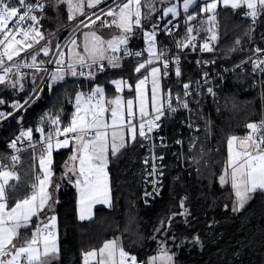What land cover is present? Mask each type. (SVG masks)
<instances>
[{"label": "trees", "instance_id": "1", "mask_svg": "<svg viewBox=\"0 0 264 264\" xmlns=\"http://www.w3.org/2000/svg\"><path fill=\"white\" fill-rule=\"evenodd\" d=\"M201 6L202 2H198L187 13L181 12L173 19L179 26L180 37L185 38L184 43L189 36L187 27L199 29L202 35L212 27L207 21L212 14L201 13ZM246 11L223 6L216 11L214 28L218 38L212 42L216 51L208 54L216 63L237 62L250 54L241 49L264 46V14L258 17V25L255 26L244 14ZM187 15H195V19L187 21ZM168 21L165 19L160 23L164 26ZM162 26L157 32L160 45L172 42V37L165 35ZM136 39L137 36L133 42ZM241 44L243 48H240ZM141 45L139 43L137 47ZM24 58L32 61L29 52ZM139 61L127 60L116 68L107 66L95 78L68 76L55 84H51L49 74L38 94L27 105L0 123V155L12 152L8 142L21 128H31L34 135H40L42 133L36 129L42 127L47 135L57 126L61 130L67 126L77 92H86L98 83L104 86L106 95L111 98L116 93L110 85L112 79L123 77L134 83L142 75V72H135ZM245 63L244 70L233 74L225 87L219 89L221 103L213 121L214 151L196 170H183L171 158L162 199L149 204L141 200L144 146L140 137L110 158L111 202L110 205L98 206L93 218L79 219L77 189L73 180H65L59 188L55 187L53 213L56 216L58 252L51 264H85L84 254L99 249L110 239L117 240L124 251L143 262H147L165 244L173 253V264H264V192H256L243 209L234 212L235 195L231 183L219 184L228 164L229 138L246 134L249 131L247 125L258 122L261 117L259 91L251 88L257 74L250 61ZM197 69L195 55L185 54L181 81L199 77L205 70ZM34 73H38L36 68H28L23 74L16 75L18 84L15 89L0 85V99L5 101L0 104V112L14 113L17 110L12 108L13 102L24 104L28 101L37 88ZM176 81L169 73L164 79V87ZM228 96L236 101L230 102L234 100ZM57 116L59 125H52L51 120ZM41 117L46 118L42 121ZM167 123L175 127L180 122L173 119ZM204 145L208 147V143H201ZM70 151L71 148H64L54 152L55 173L62 172ZM17 168L20 180L14 189L9 190L10 204L29 194L35 180L34 168H39L38 154L35 157L31 150L23 152ZM36 224L34 218L27 229L20 230V234L31 237ZM196 237H199V243L195 241Z\"/></svg>", "mask_w": 264, "mask_h": 264}, {"label": "snow or ice", "instance_id": "2", "mask_svg": "<svg viewBox=\"0 0 264 264\" xmlns=\"http://www.w3.org/2000/svg\"><path fill=\"white\" fill-rule=\"evenodd\" d=\"M19 5L25 10L20 13V9L16 6H10L11 0H0V45L3 46V51H0V67L3 68V75H0V84H7L12 88H16L18 81L7 80L8 74L12 72V67H3L4 58L12 61L14 57H19L21 52L31 49L34 44H39L43 40L44 34L40 31L37 25L39 18L33 14L36 9L43 11L44 4L39 0L36 4L26 3V0H18ZM102 0H54L56 5L67 3L68 5V19L72 20L79 14H84L85 6L93 8L99 5ZM163 2V0H161ZM197 4V0H183V9L187 13L189 8ZM218 4H222L225 8L231 9H247L244 13L246 16L255 21L259 16L264 14V0H205L202 7L199 8L201 13H212L207 17V21L212 24V27L206 29L211 33V36L201 46L202 51H212L210 41L217 40V33L214 31L216 23V9ZM142 7L148 8V13H142ZM116 9H109L105 14L112 16L111 24L107 22L103 26H115L120 29L121 34L113 36L112 39L104 41L95 32H92L91 41H89V34L85 33L84 52L87 54L81 55L80 53H73L76 57L74 62H69L67 70L60 67L64 64V53H60V58L56 60L58 65L55 72L50 76L51 84L62 81L66 74L73 77L88 76L93 77L95 72L89 71L85 73L83 70L77 71L75 65L79 64L81 68L87 64L89 68L98 64L99 61L108 59L112 67L118 66V57H106L105 53L111 50L113 53L120 51L121 46H125V55H133L127 49L130 35L133 33L134 26L142 27V19H148L151 13L156 11L153 0H127L126 3L117 6ZM172 15L173 18L179 15L176 5L166 7L163 9V15ZM100 17L96 16V20ZM195 19V15H187V21ZM96 20H91L90 24H95ZM14 22L13 28H9V22ZM25 21H32L27 29L22 27ZM83 24L84 22L81 21ZM173 21L169 20L164 26V31L170 33L171 29L168 27ZM90 24H85L89 27ZM187 33L193 32L192 27H187ZM156 34L157 26L153 25L151 31L144 32V38L148 42L147 52L149 59L144 63L139 64L135 68V72H141L145 69L146 65H151L153 59L161 60L164 56L163 52H158L156 49ZM17 36L22 39H17ZM195 40L194 36H189L188 41L183 45L177 44L178 47H189L192 41ZM239 43V41H237ZM72 45H76V40L71 41ZM105 44L107 47H105ZM39 51L44 55H48L50 49L47 47L41 48ZM257 52H264L262 49H256ZM38 54V53H37ZM143 53H134L136 56H141ZM44 63L43 61L40 62ZM165 72L167 75L168 60H163ZM175 74L181 75L179 67V59H176ZM264 65V60L258 61L256 67ZM31 68H36L39 71V65L36 62V55L32 56V63L23 65ZM19 72L22 65H14ZM104 65H99V70H103ZM264 71V68H260ZM151 113L149 112V99L146 93V84L149 77L145 76L143 79L137 81L135 85L136 99L138 101V111L140 122L137 126L133 123V117L136 113L133 110L134 101L128 99L126 102L121 96H116L114 99H105V90L102 86L97 85L87 95L83 92H77L75 96V112L73 113L70 123L62 130L56 127L54 131H49L46 136V143L43 146L42 153L39 157L40 173L36 176V181L31 185V194L19 200L9 209L8 196L9 190L14 189L15 185L10 184L12 180H19L14 168L9 169L6 165H0V264H51L52 259L58 252L56 228V216L48 217L46 210H51L52 204L55 203L53 194L49 191L52 186V152L55 148H64L69 144L68 134H74L71 139L77 144L76 154L71 159L79 161V168H71L69 171L76 173L77 179L75 185L79 190V206H80V219L84 220L91 217V209L93 204L105 203L110 205V188L108 183L107 167L109 163L108 153L111 150V155L116 156L122 149L127 147L129 142H135L137 137L145 140L149 139V133L160 127L159 121L165 116L164 100L167 101V111L175 112L176 108L172 106L171 90L164 92L162 95L161 89V70L158 67L151 68ZM35 79V77H34ZM116 91H123L124 87L131 88L126 81L114 80ZM49 84V87H51ZM19 87L22 89L23 85ZM184 89L189 88L185 84ZM211 93L212 89H208ZM34 92L38 90L34 89ZM185 96L190 95L189 92H184ZM179 99V97H177ZM5 101L0 99V104ZM29 101L21 104L19 101L13 102L11 105L14 110H22ZM111 106L110 108L108 106ZM181 106L188 107L186 101H181ZM111 113V123L105 120V113ZM13 115L12 112H0V120L7 119L8 116ZM46 117H41L43 121ZM147 118V119H146ZM52 125H59V116L51 120ZM251 129V145L246 150H234L233 144L237 139L231 137L228 140L229 146V160L228 167L225 168V175L220 177L222 184L228 183L230 180L231 186L234 190L235 201L233 211L238 212L244 208L245 204L252 198V196L260 191L264 192V136L257 137L256 133L264 129V121L259 125L250 123L247 125ZM130 136V141H126V131ZM32 129L23 130L20 137L13 140L9 147L20 151L16 148L17 140L21 137L31 140ZM36 131L43 133L42 127L37 128ZM65 136L64 140L56 139L53 145V137ZM179 143V141H178ZM19 156H11L13 165L19 162ZM162 159V157H161ZM148 161L146 160L145 163ZM231 169L230 173L228 169ZM155 171V169H154ZM151 174V173H150ZM54 187H58L55 185ZM147 195H151L148 193ZM227 207V205H226ZM45 215V220L36 225L35 231L31 238H25L23 242L17 246L16 241L19 239V232L21 229H27L32 223L34 217ZM159 231V229H157ZM199 243V237L194 238ZM42 246V251H41ZM118 252V261L116 259ZM96 251H91L84 254L85 264H88L89 258L97 257ZM173 264V256L166 250H161L158 256H153L147 262L137 260L136 256L124 251L123 248H117L116 241H108L103 247L99 249V260L97 264Z\"/></svg>", "mask_w": 264, "mask_h": 264}, {"label": "built area", "instance_id": "3", "mask_svg": "<svg viewBox=\"0 0 264 264\" xmlns=\"http://www.w3.org/2000/svg\"><path fill=\"white\" fill-rule=\"evenodd\" d=\"M38 0H26V3L36 4ZM40 3L44 4L45 9V0H39ZM10 6H16L20 9L22 14L25 10L19 5L18 0H11ZM43 11L36 9L33 14L37 15L39 18V24L41 23L43 16ZM248 17V16H247ZM252 24L255 26L258 25V18L253 21L252 18L248 17ZM173 23L169 24L168 27L171 29V32H165V35L172 37V42H166L161 44L158 47V52H163L164 56L159 60L164 68L163 60H168L169 64L167 67L168 73H170L173 78L177 79L174 84H168L165 92L171 90V102L172 106L176 108L175 112L167 111V101H164L165 105V116L159 121L160 127L155 129L152 133H149V139L145 140L142 138V144L144 146V153L142 157V166L144 170V179L141 192V200L144 204H149L153 200L162 199L164 196L165 189V179L167 175V169L169 160L172 158L177 163V165L183 170H196L199 166L198 158L195 153L205 152V148L201 146V143H208L207 152L210 155L214 149L215 145L213 144V121L214 114L218 110V107L221 103L219 96V89L227 83L228 79L235 73L244 70V65L246 61H250L253 66L257 76L252 83L251 88L259 91L260 96V106H261V117L258 122L255 124L259 125L261 121H264V71H261L260 68H264V65L256 67L258 61L264 60V52H257L256 49L264 50V46H254L252 48L243 49L250 52L249 55L243 59L233 62L230 64L226 63H216L215 60L209 58L208 54L214 53L216 50L212 47V51H202L201 46L205 41L209 39L211 33L207 31L205 35H202V32L199 29H193V32L189 36H194L195 40L192 41V45L189 47H178L177 44L183 45L185 38L180 37L179 35V26L174 20ZM33 22L25 21L22 25L25 29L29 27ZM168 23V22H167ZM166 23V24H167ZM38 24V25H39ZM165 24V25H166ZM37 25V27H38ZM164 25V26H165ZM14 22L10 21L8 24L9 28H13ZM163 26V29H164ZM188 36V38H189ZM0 39H3V36L0 35ZM17 39H22V37L17 36ZM187 40V39H186ZM212 42L211 46H212ZM63 45V44H62ZM62 46L59 47L61 49ZM31 49H27L24 52H21L19 57H14L12 61H8L7 58H4L3 67H12V72L8 74L7 80L15 77L16 75H21L27 71V66L32 63L24 58V55L28 53ZM125 49L118 52L112 53V56L118 57V60L127 61V60H142L149 56L148 52L142 48H129L128 51L133 53V55H125ZM0 51H3V46L0 45ZM143 53L141 56H136L134 53ZM59 50L56 51V56L50 61V63L41 66L39 63V68H44L43 76L49 75V72L54 67V63L57 58ZM185 54L195 55V64L197 67L205 69L204 72L199 76L190 81L183 82L181 78L183 77V56ZM179 59V67L181 70V75L177 76L175 74V68L177 66L176 59ZM107 59L99 61L98 64H105ZM22 65L19 69V72L14 67V65ZM86 65V64H85ZM165 69V68H164ZM0 75H3V68L0 67ZM143 76H148V84H151V78L148 72H144ZM48 77V76H47ZM41 79V81H42ZM47 79V78H46ZM46 81V80H45ZM188 84L189 88L184 89V85ZM2 85V84H0ZM91 87L86 91V95L94 88ZM212 89L210 93L208 89ZM187 91L190 95L185 96L184 92ZM39 92V91H38ZM37 95V94H36ZM35 95V96H36ZM179 97V99L177 98ZM181 101H186L188 104L187 108L181 106ZM151 113V112H150ZM73 115V113H72ZM71 115V117H72ZM147 119V118H146ZM173 119H178L180 123H177L175 127H171L167 122ZM136 122H140V119ZM174 129H176L174 133ZM25 128L19 129L15 134L11 136L8 144L17 137H20V133ZM203 133V134H202ZM74 134L69 133L68 136ZM257 137L264 136V129H261L256 133ZM64 137L61 135L59 137H53V140ZM46 137L44 133L40 135L32 134L31 140L21 137L17 140L16 149L12 148V152L8 155H0V165H6L8 167H17L19 166L20 160L18 163L13 165L11 161V156L17 155L20 156L21 153L31 149L34 153L38 150L43 149V146L46 143ZM179 141V143H178ZM251 140H249V145H251ZM37 154V153H36ZM162 157V159H161ZM148 161L145 163V161ZM12 163L11 164H9ZM155 169V171H154ZM151 173V174H150ZM36 181L32 182V184ZM31 184V185H32ZM151 193V195H147ZM31 194V188L28 196ZM138 262L141 261L137 259ZM96 263V262H95Z\"/></svg>", "mask_w": 264, "mask_h": 264}, {"label": "crops", "instance_id": "4", "mask_svg": "<svg viewBox=\"0 0 264 264\" xmlns=\"http://www.w3.org/2000/svg\"><path fill=\"white\" fill-rule=\"evenodd\" d=\"M126 2H127V0H102V2L99 5H97L96 7L88 8L87 6H85L84 14H79V15H77L75 17V19L69 20L68 19L69 11H68L67 3L56 5L54 3V0H45L44 16H43V19H42L41 23L38 25L40 31L44 34L45 38L43 40H40L39 44H37V45L34 44L33 46L36 45L37 47H40L41 45H44V44L50 42V45H48V48L50 49V52L52 53L55 50V48H56V46L58 44L59 45L64 44L63 50H65V49H68V46H69V44L71 43V41L73 39L76 40V38H78L80 40V41L78 40V42H79V50L81 52V51L84 50V43H85V40H84V37H83V32H82V30L84 28H86L84 25L85 24H90L91 20H96V16H99L100 19L96 20L95 24H90V26H89V28L91 30L90 34L92 32H95L104 41L110 40V39L113 38V36L120 35L121 32H120V29L116 28L114 25L110 26V27L103 26L105 22H107L108 24H111V21L113 20L112 16H107L105 14L108 12L109 9H116L118 11L117 6L118 5H122L123 3H126ZM198 2H202V6H203L204 3H205V0H197V3ZM209 2H210V0H209ZM153 5H154L156 11L151 13L150 18H148L146 20L142 19V27H135L134 26L133 33L130 35V39H129L128 45L126 46L127 49H129V48H142V49H145L147 51L148 42L144 38V32L145 31H151L153 25L157 26V32H158V29L162 26L161 23H160L161 20H165V19L166 20H168V19L169 20L170 19L173 20V19H176L180 15L181 12H184L183 0H163V2H161V0H153ZM172 5H176L179 15L176 16L175 18H173L171 14H169L168 16H164L163 15V9L166 8V7H171ZM193 6H195V5H193ZM193 6H191L189 8V10L191 8H193ZM221 6H223V5L222 4H218V7H217L216 11ZM141 11H142V13L147 14L149 10H148L147 7H142ZM209 14H212V13H209ZM81 21H83L84 23L82 24ZM108 21H110V22H108ZM136 36H137V39H136L135 42H133V40H134V38ZM139 43L142 44L141 47H137V44H139ZM159 46H160V44H159V40H158V37H157V34H156V49L157 50H158ZM105 47H107V45ZM123 49H125V46L122 45L120 50H123ZM31 50H32V48H31ZM31 50L29 51L30 55H31ZM112 53L113 52L111 50H108L105 53V56L106 57H111ZM35 55H36V60L37 59L38 60H42L43 57H46V55L42 57V54H38V56H40V57H38L37 54H35ZM149 58L150 57L148 56L147 58H144V59L140 60L138 62V65L141 64V63H144ZM66 61H67V63H64L63 65L60 66V67H64L65 70H67V65L69 63L68 59ZM71 62H74V61H71ZM123 62L124 61L118 60L117 61L118 66L117 67L121 66L123 64ZM107 66L112 67L109 64L108 59L106 60L103 68H105ZM75 67H76L78 72L81 71V70H83L85 73H87L89 71L95 72V75L93 77H89V78H95L97 76V74L101 71V70H99V64L93 65L91 68H89L87 66V64L83 68H81V66L79 64H76ZM152 67H158L161 70L160 80H161L162 90H163V93H164L165 89H166L164 87V79H165L166 76H168L169 73L166 70L167 71V75H164L165 69L162 67L161 62L159 60H155V59H153L151 65H146L145 69H141L142 75L137 77V79L135 80L134 83H131V81L128 78H123V77L112 79L110 81V85L115 89V91H116V86L113 83H111L114 80L126 81L128 85L132 86L131 88L124 87L123 91H121V92H117L116 91L115 95L113 97H111V98H108V96L106 95V92H105L106 101L114 99L118 95L121 96L125 102L128 99H132L134 101L133 110L136 113V115L133 117V123L136 124L137 126L139 125V122H136V121H138L140 119V116H139L137 99H136V93H135V85H136L138 80L144 78V76H143L144 72H148V73L151 72V68ZM113 68H116V67H113ZM68 76H70V75L69 74L65 75V77H68ZM149 76L151 78L150 73H149ZM77 77H81V76L78 75ZM86 77H88V76H86ZM97 85H98V83H95L93 86L96 87ZM100 86H102L104 88L103 85H100ZM146 86L149 89L151 88V84L147 83ZM104 90H105V88H104ZM84 93L86 94L85 91H84ZM150 97H151V91H149V106H148L149 112H151ZM108 107L110 108L111 106L109 105ZM74 112H75V101L73 102V113ZM105 120L109 124L111 123V113H110V111L105 113ZM125 131H126L125 139H126V141H130V136L127 134V129H125ZM68 137H69V144H68L67 147H64V148H71V151L69 153L68 158L66 159V161L62 165L63 166V170H62V172L60 174L55 173V170H54V152L57 151V150H60V149H64V148L57 149L54 146V149H53V152H52V165H51V168H52V172L53 171L54 172H53V176H52V186L49 187V191L53 194V199H54V189H55L54 186L55 185H58V188H59L65 180H69V181L73 180V182H75V180L77 179L76 173L69 171V169H71L73 167H75L77 169L79 168V161L78 160L73 161L71 159V157L74 154H76L77 144L75 143V141H73L71 139L70 136H68ZM231 137H236L237 138L238 135H233ZM58 139L59 140H64L65 137L58 138ZM55 141H56V139L53 140V145H55ZM130 143H132V142H129L128 144H130ZM249 147H250L249 141L247 142L245 147L244 146L242 147V144L237 139L234 141V144H233L234 150H237V151L246 150ZM41 154H43V153H41ZM20 156H19V158H20ZM36 156H37V154H35V157ZM113 157H115V156L111 155V150L109 149L108 159L110 160V158H113ZM228 160H229V146H228ZM38 166H39V160H38ZM17 167H15L14 170H15L17 176H19V180H20V172H19ZM226 167H228V164H227ZM8 168L12 169L10 167H8ZM38 170H39V173H40V168H38ZM107 172H108V183H109V188H110V202H111V179H110V173H109L108 167H107ZM224 173H225V171H224ZM18 181L17 180H12V181H10V184H14L15 185ZM229 182H230V180H229ZM76 189H77V214H78V217H80L79 190H78L77 187H76ZM27 196H28V194H27ZM27 196H25L24 198H26ZM24 198L18 199L17 201L23 200ZM16 202H14L13 204H10L9 203V198H8L7 203H8L9 209L12 206H14ZM53 205L54 204H52L51 210H46V215L48 217H50L52 215H55L53 213L54 212L53 211ZM106 205H109V204H105V203L93 204L92 209H91V217L90 218H86L84 220H88V219L93 218L94 217V211H95V209L98 206H106ZM34 218L36 219L37 224H39L41 221L45 220V215H40V216L34 217ZM34 231H35V229H34ZM25 238H29L30 239L31 237H28V236H26L24 234L22 235L19 232V239L16 241L17 245L19 246L23 242V240ZM116 245H117V243H116ZM57 247H58V238H57ZM41 251H42V246H41ZM98 260H99V257H95L93 259L94 263L96 262V264H97Z\"/></svg>", "mask_w": 264, "mask_h": 264}, {"label": "rangeland", "instance_id": "5", "mask_svg": "<svg viewBox=\"0 0 264 264\" xmlns=\"http://www.w3.org/2000/svg\"><path fill=\"white\" fill-rule=\"evenodd\" d=\"M108 22H110V21H108ZM190 27H192V26H190ZM193 28V27H192ZM90 28L88 27H86V28H84L83 30H82V32H83V37H84V40H85V33H88L89 34V41H91V35H90ZM214 31L216 32L217 30L214 28ZM217 33V32H216ZM188 34V33H187ZM186 39H188V38H186ZM78 38H76V45H72L71 43L69 44V46H68V49H65V50H63V48H64V44L62 45H57L56 46V48H55V50L51 53L50 51H49V54L46 56V57H43V56H45L44 55V53L43 52H41V51H39L41 48H43V47H46L47 46V48H48V45H50V42H48V43H46V44H44L43 45V47H37L36 45L35 46H33L32 47V50H31V56H33V55H35V54H40V52H41V54H42V57H43V62L44 63H40L42 60H36V62L37 63H39L41 66H44V65H46V64H48V63H50V61L56 56V51H58L59 50V53L57 54V58H56V60L57 59H59L60 58V53L61 52H63L64 53V56H63V60H64V63H67V59H68V61L69 62H71V61H75V59H76V57L73 55V53H80L81 55H87L85 52H84V50L83 51H81L80 52V50H79V42H78ZM80 41V40H79ZM60 46H62V48L61 49H59V47ZM105 46H106V44H105ZM244 46L241 44V47L240 48H243ZM34 50H36V51H34ZM63 50V51H62ZM67 50V51H66ZM234 50H236V49H231V51H234ZM241 50H243V49H241ZM243 51H245V50H243ZM38 54H37V56H38ZM38 57H40V56H38ZM57 67H58V65L56 64V61H55V63H54V67L51 69V71L49 72V74H50V76H51V74L53 73V72H55L56 71V69H57ZM40 69V68H39ZM42 69H44V68H42ZM43 72H44V70H41V71H38V73H34V77H35V82H36V85H37V87L39 86V84H40V82H41V79H42V76H43ZM150 73V72H149ZM70 75V74H69ZM71 76V75H70ZM18 78V76L16 77H14V78H11L10 79V81H18V80H16ZM48 78V77H47ZM161 81V80H160ZM50 82H51V80H50ZM3 85H7V84H3ZM161 89H162V86H161ZM146 93H147V96H148V99H149V91H151V88L149 89V88H147V86H146ZM80 92H83L84 93V91H80ZM162 95H163V90H162ZM137 105H138V101H137ZM138 108H139V105H138ZM251 123H253V122H251ZM250 124V123H249ZM251 132H252V130L251 129H249V131L246 133V134H244V135H238V137H237V140H239V142L242 144V147L244 146H246V144H247V142L250 140L249 139V136L251 135ZM32 134H33V132H32ZM203 134V133H202ZM47 135L46 134H44V137H46ZM213 136H214V134H213ZM65 137V136H64ZM61 138H63V137H61ZM230 139V138H229ZM204 148H205V152L206 153H202L201 151V148H200V152L199 153H195V155H196V157L198 158V164H199V166H201L207 159H208V157H209V155H208V152H207V145H204L203 146ZM29 150H31V149H29ZM32 151V150H31ZM32 153H33V155L35 156V154L37 153L38 154V156L40 157V154L42 153V149L41 150H38L36 153H34L33 151H32ZM22 154V153H21ZM8 155V154H7ZM39 157H38V160H39ZM9 164H11L12 165V163H10L9 162ZM198 166V167H199ZM10 168H15V167H10ZM142 168H143V166H142ZM228 171H229V173H230V171H231V169L229 168L228 169ZM54 172V171H53ZM34 176L36 177L37 176V174H39V170L36 168H34ZM143 173H144V170H143ZM223 175H225V173L223 174ZM222 175V176H223ZM219 184L221 185V186H223L224 184H226V183H224V184H222L221 182H220V179H219ZM56 227H57V225H56ZM55 232H56V236H57V230H56V228H55ZM57 238H58V236H57ZM108 241H116V243H117V240H115V239H110V240H108ZM108 241H106V242H108ZM105 242V243H106ZM104 243V244H105ZM103 247V246H102ZM101 248V247H100ZM99 248V249H100ZM117 248H121L120 247V244L119 243H117ZM99 249H94V250H91V251H96L97 252V257H99ZM166 250L170 255H172L173 256V253L172 252H170L169 251V249L166 247V245L165 244H163V245H161V247L159 248V250L154 254V255H152L151 257H153V256H158L159 254H160V252H161V250ZM91 251H89V252H91ZM88 253V252H87ZM131 256V255H130ZM93 259L94 258H89V260H88V264H90V263H94V261H93ZM116 259L118 260L119 259V257H118V252H117V257H116ZM157 264H161V262L160 261H157Z\"/></svg>", "mask_w": 264, "mask_h": 264}, {"label": "water", "instance_id": "6", "mask_svg": "<svg viewBox=\"0 0 264 264\" xmlns=\"http://www.w3.org/2000/svg\"><path fill=\"white\" fill-rule=\"evenodd\" d=\"M47 76H48V75H47ZM47 76H46V75L44 76V78L42 79V81L40 82V84H39V86L36 88V90H38V91L40 90V88H41V86L44 84V82H45ZM36 94H37V92H34L33 95L28 99V101L30 102V101L35 97ZM19 111H21V110H17V111H15L13 114L18 113ZM8 117H10V116H8ZM5 120H6V119H5ZM3 121H4V120H1L0 123H2Z\"/></svg>", "mask_w": 264, "mask_h": 264}, {"label": "bare ground", "instance_id": "7", "mask_svg": "<svg viewBox=\"0 0 264 264\" xmlns=\"http://www.w3.org/2000/svg\"><path fill=\"white\" fill-rule=\"evenodd\" d=\"M36 45H37V44H36ZM41 47H43V45H41ZM46 47H47V46H46ZM38 48H39V47H38ZM34 51H36V50H34ZM40 54H41V52H40ZM192 59H193V58H192ZM191 61H192V60H191ZM193 61H194V60H193ZM196 69H197V66H196ZM201 69H202V68H201ZM193 70H194V71H197L198 69H197V70L193 69ZM198 71H199V70H198ZM193 73H194V72H193ZM195 74H197V72H195ZM199 75H200V74H199ZM226 84H227V83H226ZM230 84H231V83H230ZM224 87H225V86H224ZM228 87H229V86H228ZM230 87H231V86H230ZM233 87H234V86H233ZM233 87H232V88H233ZM222 88H223V87H222ZM234 88H236V87H234ZM234 88H233V89H234ZM225 89H226V88H225ZM233 89H232V90H233ZM236 89H237V88H236ZM226 90H227V89H226ZM228 90H229V89H228ZM228 90H227V91H228ZM232 90H230V91H231L232 93H234L235 91H232ZM219 91H220V90H219ZM222 91H223V89H222ZM220 92H221V91H220ZM232 93H231V94H232ZM235 93H236V92H235ZM222 94H223V93H222ZM225 94H226V93H225ZM228 95H229V94H228ZM233 95H234V94H233ZM235 95H236V94H235ZM224 96H226V95H224ZM236 96H238V95H236ZM228 97H229V96H228ZM230 98H231V100H234V97H229V99H230ZM229 99L227 98V100H229ZM235 101H236V100H234V101H230V102H235Z\"/></svg>", "mask_w": 264, "mask_h": 264}]
</instances>
